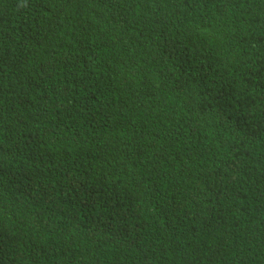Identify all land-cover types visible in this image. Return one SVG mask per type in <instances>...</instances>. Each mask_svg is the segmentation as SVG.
Returning a JSON list of instances; mask_svg holds the SVG:
<instances>
[{
    "label": "trees",
    "instance_id": "16d2710c",
    "mask_svg": "<svg viewBox=\"0 0 264 264\" xmlns=\"http://www.w3.org/2000/svg\"><path fill=\"white\" fill-rule=\"evenodd\" d=\"M0 264H264V0H0Z\"/></svg>",
    "mask_w": 264,
    "mask_h": 264
}]
</instances>
